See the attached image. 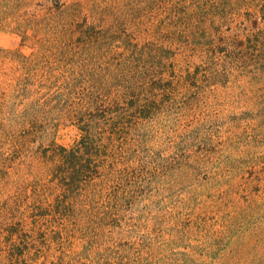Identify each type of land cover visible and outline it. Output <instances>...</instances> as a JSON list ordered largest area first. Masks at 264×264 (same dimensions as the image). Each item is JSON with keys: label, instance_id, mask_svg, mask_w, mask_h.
Wrapping results in <instances>:
<instances>
[{"label": "rangeland", "instance_id": "1", "mask_svg": "<svg viewBox=\"0 0 264 264\" xmlns=\"http://www.w3.org/2000/svg\"><path fill=\"white\" fill-rule=\"evenodd\" d=\"M75 3L74 21L54 9ZM262 4L0 0V219L22 224L36 264H264V55L238 44ZM84 16L92 47L64 35ZM123 85L151 117L116 143L104 191L125 198L98 259L72 220L39 214L55 194L41 152L79 139L63 114L83 92L102 109Z\"/></svg>", "mask_w": 264, "mask_h": 264}, {"label": "trees", "instance_id": "2", "mask_svg": "<svg viewBox=\"0 0 264 264\" xmlns=\"http://www.w3.org/2000/svg\"><path fill=\"white\" fill-rule=\"evenodd\" d=\"M54 7L65 21H74L76 14L83 11L80 3L65 8L59 5ZM260 11L263 20L256 18L251 34L245 40H239L238 44L243 47L249 42L261 48V55H264V4ZM85 25L87 16H84L82 23L66 30L64 35L69 33L72 38L79 33V41L84 40L83 47H92L94 27L85 28ZM123 87L122 92L107 96V105L102 109L91 88L83 92L77 106H72L63 114L64 119L74 121L77 125L79 139L69 147L52 140L48 146L54 148L47 146L41 152L46 165L44 173L55 194L46 206L40 208L39 214H52L72 220L73 231L83 239L82 251L88 253L87 250L97 247L95 253L98 259L104 252L111 255L108 249L99 248V241L106 238V227H118L112 220L119 214L125 198L119 189L110 188L106 194L104 191L107 182L118 174L115 164L118 151L116 143L123 140V129H127V133L138 129L137 118L147 120L151 117L150 104L141 98V94L131 85ZM103 194L107 198L106 204L98 209L94 203L96 197ZM25 234L21 223L4 225L0 219V264H36L37 258L31 253L29 242L23 238Z\"/></svg>", "mask_w": 264, "mask_h": 264}]
</instances>
